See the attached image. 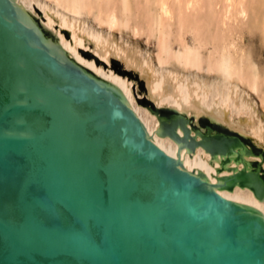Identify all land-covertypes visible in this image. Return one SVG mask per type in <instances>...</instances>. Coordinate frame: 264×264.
Returning <instances> with one entry per match:
<instances>
[{"label":"water","instance_id":"water-1","mask_svg":"<svg viewBox=\"0 0 264 264\" xmlns=\"http://www.w3.org/2000/svg\"><path fill=\"white\" fill-rule=\"evenodd\" d=\"M14 1L0 0V264H264L263 216L165 157L119 89Z\"/></svg>","mask_w":264,"mask_h":264},{"label":"bare ground","instance_id":"bare-ground-1","mask_svg":"<svg viewBox=\"0 0 264 264\" xmlns=\"http://www.w3.org/2000/svg\"><path fill=\"white\" fill-rule=\"evenodd\" d=\"M130 1L15 0L14 4L28 11L50 30L58 39L60 48L75 63L119 89L131 112L144 128L148 142L165 157L179 163L187 173L221 200L253 208L264 218V177L260 172L264 168V124L254 117L255 107L253 109L245 102L244 96L245 99L242 100L236 85H233L236 82L241 84L238 76H241L245 66L236 58L239 53L230 39L231 28L227 26L231 19L234 22L243 14L244 0L213 1L214 6L223 7L218 18L212 16V23L214 19L217 20L215 23L218 24V31L215 29V35L211 37L214 56H209L211 59L209 58L207 66V70H214L219 75L221 89L215 95H210L209 87L212 84L209 86L207 80L199 81L197 76L190 78L186 76L188 72L186 75L184 73L189 69L198 71L201 68L200 48H205L211 40L209 36L206 37L208 40L201 37L198 30L196 34H199V38H196L197 43H194L193 48L187 46L183 39L190 11L194 12L197 7L205 8L206 6H202L205 2L141 0L145 10L140 8L143 10L140 17L134 14L143 20L139 23V19L133 22V13L140 11V6L133 8ZM151 1L154 4V14L149 10ZM90 16L96 20L92 22H97L101 30L105 27L106 34L86 27L85 19ZM262 20L264 30V17ZM172 22L175 23V28L178 25L175 30L176 38L175 35L172 37L175 32L171 30L173 24L170 27ZM212 23L207 24L209 26ZM130 25L135 35L146 32L148 38L155 32L158 33L157 57L154 54L156 64L152 63L153 58L150 60L142 56L135 46H124L123 42L114 40V31L119 33ZM198 27L199 25L197 29ZM204 30L203 28V32H206ZM171 38L174 40L171 41ZM175 41L179 49L174 53L172 45ZM212 52L211 49L210 54L213 55ZM166 66L172 69L169 70ZM164 67L166 69L160 71ZM248 79L246 87L256 89L258 78L250 72ZM136 80H140L142 85L138 86ZM142 97L145 99L141 100ZM231 104L235 112L230 109ZM159 108H166L170 113L159 112ZM199 118L234 133L233 137L212 129L204 132V128L199 127L196 130L187 123L190 120L197 125Z\"/></svg>","mask_w":264,"mask_h":264},{"label":"rangeland","instance_id":"rangeland-1","mask_svg":"<svg viewBox=\"0 0 264 264\" xmlns=\"http://www.w3.org/2000/svg\"><path fill=\"white\" fill-rule=\"evenodd\" d=\"M142 1L141 0H131L130 2L133 3V4L131 3L133 8H136L135 6L138 5V6H140L138 9H140V8L142 9L143 8V10H145L144 9V3ZM201 1L205 2V4L202 3V6H206L207 8L206 7L205 8H203V7L202 8H198L197 7V8L194 9V12L190 11V15L188 16V22H189L188 25L189 26L187 25L186 30H185L186 33H184V36H183V39H184V42L186 43V45L187 46H192V48H193V45H194V43L196 41V38H199V36H197L199 34H201L202 35L201 37H204V38H206L208 36H209L210 39H211V37L213 38V36L215 35L214 32L216 33V30L218 31V28L216 29V26H218V24H217V22L215 23V21H217L215 19H214V21L212 23V19H213L214 16H215V18H218L219 16H217V15L218 14L220 15V13L222 11V8H223L222 5L214 6L213 5V1L214 0H201ZM207 1L210 3V5H209V3ZM152 2L153 1H151L150 4H149V10L151 11L150 12L151 14H154V6H152L154 4ZM142 3H143V5H142ZM242 5L244 7L243 14L238 16L236 20L234 19L235 20L234 22H232V19H231V21H229V23L227 24L228 28L230 27L231 31H232L230 39L233 41V44H234V46L236 47V49H237V51L239 53V55L237 54L236 58H237L238 61L243 62V65L245 66L243 71H242V74L244 76L242 74H240L241 76H238L241 79V84H240V82L239 83L236 82V83H233V85H236L237 93L239 94V96L242 97V98L241 97L240 98L242 100H244L246 98L247 100L245 99V102H247L251 107H253V109L255 107V109H254V117L256 116L255 118L259 119L261 121V123L263 122L262 124H264V111H263V109H264V107H263L264 106V83H263V81H264V34H263L264 30L262 28V22H263L262 19L264 17V0H244V2L242 1ZM141 9H140V11L138 10L139 13L137 11H134V13H133V20L134 21L133 22H135V20L138 21L139 18L136 17V16L140 17V15H142L141 11H143V10H141ZM231 10H232V8H231ZM203 11L205 13H203ZM135 12H137L138 14L135 13ZM141 18H142V16H141ZM197 18H200L202 20L197 19ZM175 20L176 19H174L173 21H175ZM92 21H96V20H94L93 17L91 18V16L88 17L87 19H85L86 27L93 28V29H95V30H97L99 32L101 31L102 33L105 32V34H106L105 27H103L102 30H101V27H99L98 23L97 22L94 23ZM139 21H140L139 23H142L141 21H143V20L139 19ZM175 22L178 23L177 21H175ZM207 23H212V24H209V26H208ZM172 24H173V26L175 25V23L172 22V23H170V27H171ZM192 24H193V26H192ZM198 25H199V27L197 29ZM131 26L132 25H130V27H128L127 29H122V31H119V33H118L117 30L114 31V33H113L114 40H116V42L118 41V43H119V41H121L120 43L123 42L122 45H124V46L128 45V44L135 46L142 56L148 57V58H150V60L153 58L151 61H154L152 63L156 64L157 62L154 59H156V57H157L156 56L157 55V46L156 45L158 44V42H157L158 41L157 38H159L158 37V33L155 32L152 36H149L148 38H147V33L146 32H144V34L141 33V34L135 35ZM177 26L178 25H176V28H175V26L171 27V30L174 32L175 30H177ZM213 27H214V30H212ZM203 28L206 30V32H203ZM197 30H198L199 34L198 33L196 34ZM200 31L202 33H200ZM174 33L172 34V37H174L173 35H175L174 38H176V34H177L176 31ZM192 33H194V34H192ZM203 33L204 34L206 33V35H204ZM174 38H171V41H173ZM204 38H202V40H201L202 42L204 41ZM208 39L206 38L205 40H208ZM124 42H126V43H124ZM209 42L212 43V46L210 45ZM173 44H174V45H172L173 52L174 51L177 52L178 49H179L178 45H177V42L175 41V42H173ZM204 47L205 48H200V55H201V58H202L201 68L198 69V71L197 70H193V69L192 70L189 69L186 72L184 71V73L186 75V73L188 72L186 76H188L190 78H195L197 76L196 78L199 81L207 80V83H208L209 86L212 84L211 85L212 87H209L210 95H215L216 92L221 89L219 75L214 70H210V69L207 70L208 69V67H207L208 66V61H209V58H210L209 56L211 55V58L214 56V48H213L212 39L209 40L207 42V45L204 46ZM211 49L213 51L212 52L213 55L210 54ZM239 50H241L242 52L239 51ZM154 54H155L156 57L154 56ZM242 55H243V57H242ZM246 58H247V60H246L247 62L244 60ZM203 60H206L207 63H206V61H203ZM246 63H247V65H245ZM155 64H153V65H155ZM169 67L170 66H166L167 69L171 70L172 68L171 67L169 68ZM249 67L252 68V69H249ZM166 68L164 67L160 71H164V69H166ZM158 69H159V67H158ZM208 71H210V72L208 73ZM245 71H247L246 75L244 74ZM189 72H191V73L189 74ZM250 72H251V74L255 75L256 78H258L257 79L258 83H257L256 89H254V90L252 89L253 91L249 87H246V83L249 82L248 78H249ZM191 75H192V77H191ZM238 77H234V78L237 79ZM243 79L245 80L244 82H243ZM246 79H247L248 82L246 81ZM262 79H263V81H262ZM139 81L140 80H136V83H137L138 86H141L142 82L141 81L139 82ZM237 84H239V85H237ZM242 84H244V85L242 86ZM140 99L144 100L145 98L142 97ZM233 107L234 106L231 104V108L230 109L235 112L236 110ZM243 116H245V115H243ZM202 130L204 132L206 131L204 129H202ZM245 142H246L247 145H249V143L247 141H245ZM261 169L263 170L264 168H261Z\"/></svg>","mask_w":264,"mask_h":264}]
</instances>
